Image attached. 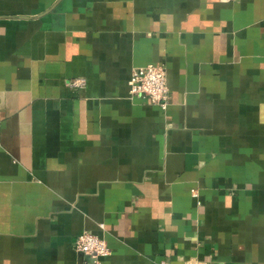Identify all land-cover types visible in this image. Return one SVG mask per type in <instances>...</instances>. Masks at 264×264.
<instances>
[{
    "label": "crops",
    "instance_id": "crops-1",
    "mask_svg": "<svg viewBox=\"0 0 264 264\" xmlns=\"http://www.w3.org/2000/svg\"><path fill=\"white\" fill-rule=\"evenodd\" d=\"M150 64L164 111L128 91ZM82 232L264 264V0H0V264L90 262Z\"/></svg>",
    "mask_w": 264,
    "mask_h": 264
},
{
    "label": "built area",
    "instance_id": "built-area-1",
    "mask_svg": "<svg viewBox=\"0 0 264 264\" xmlns=\"http://www.w3.org/2000/svg\"><path fill=\"white\" fill-rule=\"evenodd\" d=\"M129 94L141 98L148 103L166 110L169 105V90L166 83V70L160 65H146L134 68L127 82ZM70 90H82L86 80L82 77L74 78L66 83ZM73 249L77 254L87 257L90 262L83 264H101L110 251L106 242L90 232H82L75 240ZM188 264H203L190 260Z\"/></svg>",
    "mask_w": 264,
    "mask_h": 264
}]
</instances>
